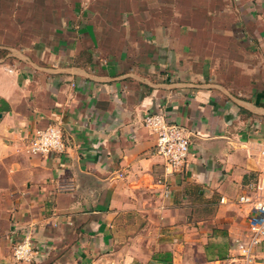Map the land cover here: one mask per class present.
<instances>
[{"label": "crops", "instance_id": "1", "mask_svg": "<svg viewBox=\"0 0 264 264\" xmlns=\"http://www.w3.org/2000/svg\"><path fill=\"white\" fill-rule=\"evenodd\" d=\"M157 111L192 132L166 197ZM48 124L64 151L28 153ZM249 184L264 191V0H0V264H245Z\"/></svg>", "mask_w": 264, "mask_h": 264}, {"label": "built area", "instance_id": "2", "mask_svg": "<svg viewBox=\"0 0 264 264\" xmlns=\"http://www.w3.org/2000/svg\"><path fill=\"white\" fill-rule=\"evenodd\" d=\"M143 125L155 140L154 152L163 159L164 175L157 182L163 186L161 196L166 197L169 185L166 177L184 170L192 144V132L186 126L170 120L163 112L148 113ZM25 144L26 151L34 155H47L64 151L62 130L57 124H48L35 129ZM238 202L250 206L247 241L240 248L245 264H259L255 248L264 240V191L259 185L249 184L238 196ZM35 255L31 236L26 234L13 246V257L18 262L29 261Z\"/></svg>", "mask_w": 264, "mask_h": 264}]
</instances>
